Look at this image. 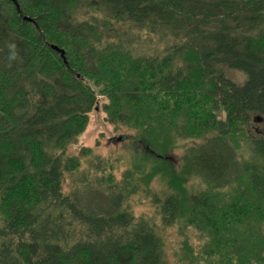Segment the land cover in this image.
<instances>
[{
	"label": "trees",
	"instance_id": "obj_1",
	"mask_svg": "<svg viewBox=\"0 0 264 264\" xmlns=\"http://www.w3.org/2000/svg\"><path fill=\"white\" fill-rule=\"evenodd\" d=\"M258 118L264 0H0V264H264Z\"/></svg>",
	"mask_w": 264,
	"mask_h": 264
},
{
	"label": "rangeland",
	"instance_id": "obj_2",
	"mask_svg": "<svg viewBox=\"0 0 264 264\" xmlns=\"http://www.w3.org/2000/svg\"><path fill=\"white\" fill-rule=\"evenodd\" d=\"M134 35L137 34V32L132 31ZM144 38V36H141ZM141 45L144 44L143 40L140 42ZM153 45V44H152ZM152 47V46H150ZM226 76L232 77L234 80H236L237 83L242 84L245 81L246 76L239 71H233V70H227L226 69ZM230 75V76H229ZM100 101L103 100V98H99ZM99 101V102H100ZM219 115H223V113H220ZM252 132L254 133H259V134H264V120L261 119H255L252 127ZM121 133L115 132L112 128L111 125H109L107 122H105L103 118V113L100 110V105L95 110H92V112L89 115V121L87 124V127L85 131L82 133L80 138L78 139V143L75 148L79 146H94V144H97V148L95 149L97 153H99L101 156L107 155L109 152L113 153H121L123 154L122 150V144L118 145L117 140L119 139V135ZM123 162H119V165H122ZM120 167L119 169H121ZM117 175H118V170H117ZM157 186V182H153V188ZM189 187H192L194 190L195 189H200L203 187L201 182L198 179H193L188 183ZM140 198L141 204L136 205L135 203L132 202V213L137 216L140 213H145L151 215L152 212H154V207L149 203V200L142 199L140 196H136L134 199ZM143 200V201H142ZM156 221L158 219L156 218ZM172 228H168L169 232V238L168 242L169 244L173 247L174 243L177 241V237L175 236L174 232H172ZM170 252V249H169ZM169 258H172V256H169ZM172 261V259H170Z\"/></svg>",
	"mask_w": 264,
	"mask_h": 264
}]
</instances>
